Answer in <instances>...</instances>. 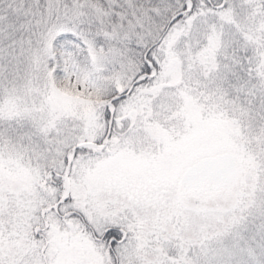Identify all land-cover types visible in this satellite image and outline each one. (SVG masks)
<instances>
[{"label":"snow or ice","instance_id":"1","mask_svg":"<svg viewBox=\"0 0 264 264\" xmlns=\"http://www.w3.org/2000/svg\"><path fill=\"white\" fill-rule=\"evenodd\" d=\"M0 264H264V0H0Z\"/></svg>","mask_w":264,"mask_h":264}]
</instances>
